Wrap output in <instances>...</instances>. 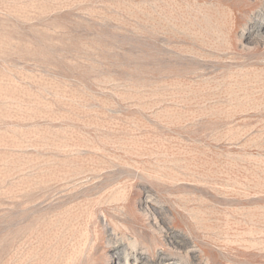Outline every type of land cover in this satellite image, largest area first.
I'll list each match as a JSON object with an SVG mask.
<instances>
[{
    "label": "rangeland",
    "instance_id": "rangeland-1",
    "mask_svg": "<svg viewBox=\"0 0 264 264\" xmlns=\"http://www.w3.org/2000/svg\"><path fill=\"white\" fill-rule=\"evenodd\" d=\"M0 264H264V0H0Z\"/></svg>",
    "mask_w": 264,
    "mask_h": 264
}]
</instances>
